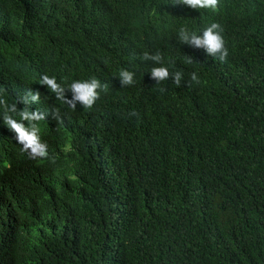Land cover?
Returning a JSON list of instances; mask_svg holds the SVG:
<instances>
[{
  "label": "trees",
  "instance_id": "1",
  "mask_svg": "<svg viewBox=\"0 0 264 264\" xmlns=\"http://www.w3.org/2000/svg\"><path fill=\"white\" fill-rule=\"evenodd\" d=\"M0 264H264V0H0Z\"/></svg>",
  "mask_w": 264,
  "mask_h": 264
}]
</instances>
